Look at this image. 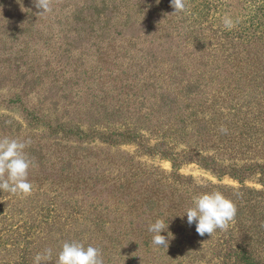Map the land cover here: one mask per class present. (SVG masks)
Masks as SVG:
<instances>
[{
  "label": "trees",
  "instance_id": "obj_1",
  "mask_svg": "<svg viewBox=\"0 0 264 264\" xmlns=\"http://www.w3.org/2000/svg\"><path fill=\"white\" fill-rule=\"evenodd\" d=\"M51 6L38 15L42 10L33 0H0L1 83L33 75L41 87L53 71L98 72L71 82H100V99L114 92V99L139 101L134 113L144 112V122L162 133L154 147L131 131L102 134V142H132L170 158L174 169L198 161L221 178L257 176L264 184V0H186L187 14L175 15L170 0H51ZM59 78L52 77V84ZM29 117L41 118L35 109ZM188 128L191 140L209 145L202 154L197 147L176 153L166 143L168 135L177 138ZM15 134L0 129V138ZM151 175L133 174L141 183L153 178V192L146 186L134 196L129 213L107 212L96 220L67 210L49 189L32 188L33 200L0 191L8 256L15 255L14 264H33L36 254L51 248L47 264H56L62 244L76 241L98 248L104 264H264V191L202 187L178 170L169 177ZM212 191L232 200L237 212L226 229L201 237L184 214L194 197ZM103 218L109 226L96 224ZM157 219L169 225L161 235L172 233L167 250L152 244L148 227Z\"/></svg>",
  "mask_w": 264,
  "mask_h": 264
},
{
  "label": "rangeland",
  "instance_id": "obj_2",
  "mask_svg": "<svg viewBox=\"0 0 264 264\" xmlns=\"http://www.w3.org/2000/svg\"><path fill=\"white\" fill-rule=\"evenodd\" d=\"M97 73L85 76V71L81 70L77 73L53 71L46 78V84L41 87L35 81L37 78L33 79V75L22 82H0V129L10 127L17 133L16 139L31 141L25 152L35 165L30 167L28 175L33 189L40 193L47 192V189L55 191V195H59V201L63 199V204L68 205L67 210L71 208L80 216L91 220H96L107 212L120 216L121 213H129L134 196L143 194L146 186L148 192H153V178L141 183L140 179L132 177L137 173L141 178L149 179L151 173L169 177L178 170L180 175L192 179L202 187L213 184L240 189L245 186L264 191V184L257 176L243 182L229 176L221 178L198 161L174 169L170 158L160 154L150 155L132 142L122 145L102 142V134L109 136L131 131L142 135L144 142L154 147L161 142L162 133L153 132V128L144 122V112L139 115L134 113L142 106L139 101L133 103L131 99H114V92L108 94L110 99H100L99 93L103 89L100 82L86 80L84 83L78 81L80 84L75 85L76 80L94 79ZM54 76L60 77L61 82L52 84ZM71 79L76 80L71 82ZM154 103H148L146 108H154ZM33 109L39 112V122H33L32 117H29ZM164 119L167 122L169 117ZM58 124L61 125L60 129L55 131ZM48 126H52L51 129ZM190 129L184 130L177 138L167 136L166 143L174 152L187 151L189 154L190 148L197 147L202 154L209 146L191 140ZM80 132L82 135L76 137L75 134ZM78 139H84V142L78 143ZM218 159H223L228 164L227 158L222 154ZM53 193L50 195L54 196ZM28 198L33 200L32 195ZM3 203L4 196L0 193V264H14L15 255L8 256L7 253L6 227L1 215ZM89 221L87 225L91 226ZM99 221H103L102 224L106 222L109 226L110 220L103 218L96 221V224Z\"/></svg>",
  "mask_w": 264,
  "mask_h": 264
},
{
  "label": "clouds",
  "instance_id": "obj_3",
  "mask_svg": "<svg viewBox=\"0 0 264 264\" xmlns=\"http://www.w3.org/2000/svg\"><path fill=\"white\" fill-rule=\"evenodd\" d=\"M37 9L42 10L38 15H47L52 11L51 0H33ZM170 7L174 9L171 15L187 14L186 0H170ZM227 27H232V21L225 19ZM221 133L226 134L227 128L221 127ZM30 140L22 141L14 138H0V191L26 197L31 194L32 184L28 180L29 169L34 167L25 149ZM236 206L232 200L226 198L220 191L202 193L193 199V206L186 209L185 214L189 226L195 224L198 235H211L224 230L236 216ZM168 223L164 219H157L148 227L152 233V244L160 249H168L170 236L161 235L168 230ZM52 257V249L46 248L43 253L34 257L33 264H47ZM56 264H104L101 252L94 246L85 247L80 242H64L58 253Z\"/></svg>",
  "mask_w": 264,
  "mask_h": 264
}]
</instances>
